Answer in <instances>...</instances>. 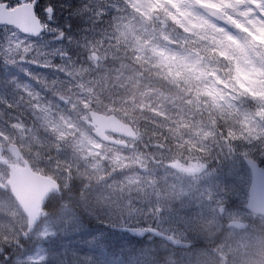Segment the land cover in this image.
Returning <instances> with one entry per match:
<instances>
[{
    "label": "clouds",
    "instance_id": "1",
    "mask_svg": "<svg viewBox=\"0 0 264 264\" xmlns=\"http://www.w3.org/2000/svg\"><path fill=\"white\" fill-rule=\"evenodd\" d=\"M106 9L110 30L93 45L91 65L69 73L96 76L54 93L68 113L48 118L52 140L16 120L0 130V193L21 215L13 183L22 172L48 165L57 176L71 174L72 165L49 154L50 144L88 162L77 173L86 187L135 163L122 149L140 146L150 155V146L170 139L204 170L221 146L236 154L239 145L245 163H264V110L239 108L264 97V0H122L116 13ZM233 232L231 243L208 253L212 264H264V211L249 210Z\"/></svg>",
    "mask_w": 264,
    "mask_h": 264
},
{
    "label": "rangeland",
    "instance_id": "2",
    "mask_svg": "<svg viewBox=\"0 0 264 264\" xmlns=\"http://www.w3.org/2000/svg\"><path fill=\"white\" fill-rule=\"evenodd\" d=\"M63 1L61 7L50 4L46 8L43 0H28L38 7V14L46 8L47 18L55 15L57 8L69 11L66 22L45 20L46 32L39 39L0 27V130L16 120L50 142L48 118L68 113V106L54 93L96 76L89 72L74 80L69 73L74 75L91 65L93 45L104 39L112 22L106 5L114 14L122 0ZM18 4L12 2V6ZM247 11L241 9V14ZM231 20L245 31L234 18ZM20 40L24 44L15 49ZM24 47L29 49L27 53L22 51ZM239 108L244 113L264 110V97L255 103L244 100ZM70 114L78 119L75 113ZM121 151L135 161L130 168L117 170L110 177L105 174L103 180L97 176L84 187L86 194L80 190L64 200L55 213L44 211L26 239L27 217L23 211L21 215L13 210L7 194L0 193V264H212L210 250L232 242L236 227L227 225L249 213L251 174L239 154L241 149L236 148L233 154L226 146L217 148L207 170L200 163H187V154L171 142L165 147L150 146V155L140 146ZM49 154L54 161L72 165L71 174L57 176L48 165L36 172L61 181L65 191L73 176L76 181L83 179L77 173L84 172L88 162L76 159L63 146L58 150L50 144ZM105 169L111 172L107 165ZM3 177L0 168V182ZM155 235L162 239L158 238L157 244L151 243ZM143 238L148 242L137 241ZM157 252L169 256L166 262L157 261Z\"/></svg>",
    "mask_w": 264,
    "mask_h": 264
},
{
    "label": "water",
    "instance_id": "3",
    "mask_svg": "<svg viewBox=\"0 0 264 264\" xmlns=\"http://www.w3.org/2000/svg\"><path fill=\"white\" fill-rule=\"evenodd\" d=\"M7 7L8 4H0V26H13L23 35L30 37H38L44 32L31 4H23L12 11L7 10ZM245 164L251 173L246 209L252 212L264 211V167L256 161ZM57 183L55 180L34 171L22 172L13 183V191L28 219V229L23 235L24 239L32 234L37 224L40 223L44 203L51 194L57 192ZM223 212L224 207L222 206L219 208L221 217ZM236 222L233 221L227 226L229 228L236 227Z\"/></svg>",
    "mask_w": 264,
    "mask_h": 264
},
{
    "label": "trees",
    "instance_id": "4",
    "mask_svg": "<svg viewBox=\"0 0 264 264\" xmlns=\"http://www.w3.org/2000/svg\"><path fill=\"white\" fill-rule=\"evenodd\" d=\"M62 2H64L63 0H43V3H42V6H45L46 8L47 7H49V5L50 4H52V6L53 7H56V5L58 4L59 5V7H61V3ZM36 7V9H38V7L37 6H35ZM46 8L43 10V12L42 13H40V16L41 17H43V15H44V17H45V19L49 22V20L50 21H52V20H54L55 18H56V20H60V19H63L65 22L69 19L68 18V12L67 11H63V10H60V9H58L57 8V11H56V14L55 15H50V17H48L47 18V16L44 14V12L46 11ZM61 9H63V8H61ZM75 9H77V8H75ZM51 11H52V13H55L54 12V10H52V9H50ZM103 18H104V16H103ZM64 23V22H63ZM101 25L103 24V23H100ZM63 25V24H62ZM61 27H64V26H61ZM165 135H168V133H165ZM168 142H171L172 143V141H171V139L168 141ZM236 148H240L241 149V146H239V145H237L236 146ZM242 150V149H241ZM262 165V164H261ZM129 171V170H128ZM87 182L84 180V179H77V181H76V178H74V176H73V178H72V180H71V182H70V187H69V189H67L66 191L63 189V186H62V183H61V186H60V189H59V192H57V193H55V194H53V195H51L49 198H48V200H46V203H45V205H44V211L45 212H47V213H49V214H52V213H55V212H57V211H59L60 210V208H61V204H62V202L64 201V200H69L68 198H72L73 196H75L76 194H79V191L80 190H83V193H85L86 194V191H85V189H84V187H86L85 186V184H86ZM52 202H57V205L56 206H54L53 205V203ZM99 218L101 219V216L99 215ZM84 219V221H85V224L86 225H89V220L88 219H86V218H83ZM102 220V219H101ZM121 234H126V233H121ZM157 236L155 235L152 239V241H151V243H154V244H157L158 242H159V239L158 238H156ZM144 240V241H143ZM162 240V239H161ZM137 241H139L140 243H144V242H148V240L146 239V238H143V239H139V240H137ZM177 251V250H176ZM179 251H177L176 252V254L178 253ZM168 255H162V253H158L157 252V256L155 257V258H158V260L157 261H159V262H161V263H164V262H166V260L168 259Z\"/></svg>",
    "mask_w": 264,
    "mask_h": 264
},
{
    "label": "flooded vegetation",
    "instance_id": "5",
    "mask_svg": "<svg viewBox=\"0 0 264 264\" xmlns=\"http://www.w3.org/2000/svg\"><path fill=\"white\" fill-rule=\"evenodd\" d=\"M17 1H18V0H11V3H9V8H10V9L15 8L16 6H12V2H13V3H16ZM19 2H20V4H22V3H29L28 0L19 1ZM20 4H18V5H20ZM18 5H17V6H18ZM37 12H38V9H37ZM42 18H43V20H46L45 17H44V15H43ZM46 21H47V20H46ZM3 28H4V27H3ZM5 28H7V26H5ZM9 28H13V27H9ZM15 30H16V29H15Z\"/></svg>",
    "mask_w": 264,
    "mask_h": 264
},
{
    "label": "bare ground",
    "instance_id": "6",
    "mask_svg": "<svg viewBox=\"0 0 264 264\" xmlns=\"http://www.w3.org/2000/svg\"><path fill=\"white\" fill-rule=\"evenodd\" d=\"M60 189V188H59Z\"/></svg>",
    "mask_w": 264,
    "mask_h": 264
}]
</instances>
